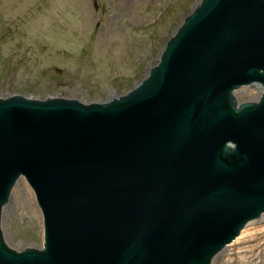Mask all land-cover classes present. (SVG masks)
I'll return each instance as SVG.
<instances>
[{"label": "water", "instance_id": "95a60500", "mask_svg": "<svg viewBox=\"0 0 264 264\" xmlns=\"http://www.w3.org/2000/svg\"><path fill=\"white\" fill-rule=\"evenodd\" d=\"M149 72L104 104L0 99V264H212L261 219L264 0H201ZM22 178L41 250L3 239Z\"/></svg>", "mask_w": 264, "mask_h": 264}, {"label": "rangeland", "instance_id": "374dc122", "mask_svg": "<svg viewBox=\"0 0 264 264\" xmlns=\"http://www.w3.org/2000/svg\"><path fill=\"white\" fill-rule=\"evenodd\" d=\"M200 1L0 0V99L52 97L87 105L119 98L159 63ZM262 92L254 84L235 97L253 103ZM1 231L16 252L43 247V215L23 178L3 210ZM241 235L212 264H242L244 258L264 264V220Z\"/></svg>", "mask_w": 264, "mask_h": 264}, {"label": "bare ground", "instance_id": "6f19581e", "mask_svg": "<svg viewBox=\"0 0 264 264\" xmlns=\"http://www.w3.org/2000/svg\"><path fill=\"white\" fill-rule=\"evenodd\" d=\"M264 220V215L261 217V219L259 220V221H263ZM255 222H257V221H255ZM255 222H253V223H255ZM250 225H252V223L250 224ZM249 226V225H248ZM242 238V235L240 236V238H238L236 241H235V243L234 244H236V243H238V241H240V239ZM233 244V245H234ZM225 250V249H224ZM221 253V252H220ZM248 263V261H247V259H242V264H247Z\"/></svg>", "mask_w": 264, "mask_h": 264}]
</instances>
